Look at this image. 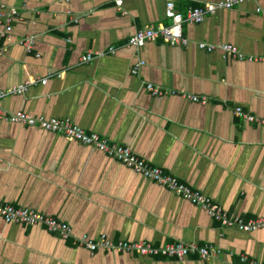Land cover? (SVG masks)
I'll list each match as a JSON object with an SVG mask.
<instances>
[{
	"label": "crops",
	"instance_id": "0c3cea01",
	"mask_svg": "<svg viewBox=\"0 0 264 264\" xmlns=\"http://www.w3.org/2000/svg\"><path fill=\"white\" fill-rule=\"evenodd\" d=\"M225 1L0 0V12H19L10 40L0 39V89L31 82L23 95L5 98L3 109L71 119L202 191L229 217H264V126L236 114L241 108L264 118V64L198 46L230 44L246 57L264 56V0H247L185 25L187 47L160 39L140 50L126 46L137 30L170 23L164 16L168 2L186 13ZM4 26L0 20V31ZM30 35L35 46L29 51L20 40ZM110 46L118 48L115 54L107 53ZM88 52L96 57L82 62ZM140 60L144 66L133 73ZM148 83L208 102L154 97ZM0 202L65 222L76 237L222 250L219 256L182 260L91 252L42 226L0 217V264H244L240 255L264 264V229L224 227L96 149L1 118Z\"/></svg>",
	"mask_w": 264,
	"mask_h": 264
},
{
	"label": "built area",
	"instance_id": "2783aa9c",
	"mask_svg": "<svg viewBox=\"0 0 264 264\" xmlns=\"http://www.w3.org/2000/svg\"><path fill=\"white\" fill-rule=\"evenodd\" d=\"M247 0H226L218 5L207 4L201 7L189 9L186 13L177 11L175 4L168 2L165 9V18L170 21L168 25H160L159 27H147L139 29L129 39L127 47L137 50L142 49L148 43L157 41L158 39L170 45L185 46L189 45V40L184 35L185 25L201 24L207 16L215 14L219 10L232 9L236 5H241ZM19 16L16 10L9 12L1 11L0 20L4 22V29L0 31V39L6 38L8 41L11 38L13 31V21ZM27 50H32L35 46V37L26 36L20 40ZM199 48L203 51L212 53L216 50L224 52L225 56L240 61L250 63L264 64V56H249L246 57L241 51L233 45H213L207 43H199ZM118 48L109 47L107 53L115 54ZM106 52H99L96 55L102 56ZM2 51L0 49V55ZM96 56L93 52H88L81 57L82 62H90ZM145 61H138L133 67V73H138ZM47 79H41L42 84H46ZM31 82H25L18 86H13L8 89H0V118L12 124L34 127L46 131L48 133L58 134L69 141L81 143L84 146L96 149L117 162L129 167L136 174L145 179L168 189L170 192L184 198L187 202L196 207L202 208L209 213L211 218L216 222L221 223L224 227H236L244 233L264 229V217H258L245 221L240 217L231 216L214 203V200L204 194L202 191L194 189L190 185L181 181L180 178L165 173L162 169L154 167L139 158L131 148L114 144L107 139L101 137L97 133H88L80 126L76 125L68 118H44L35 117L29 113L18 111L16 113H8L3 109L2 102L9 96H20L28 90ZM147 89L150 95L154 97L163 96H183L196 103L206 104V97L192 96L187 93L177 92L170 88H162L161 86L152 83L147 84ZM236 114L250 123H256L264 126V118H259L244 112L241 108L236 110ZM0 217L6 223H19L26 226H42L48 233L56 235L63 240L73 239L81 246L86 247L91 252H96L99 249L109 250L120 253H133L141 257L147 258H163V259H185L191 255L199 256L200 258H210L219 256L222 253L220 248L215 246L201 245L198 243L186 244L184 242L168 243L163 246H155L144 241H112L106 235H102L94 240L88 235L76 237L73 233V228L62 221L47 217L40 212L34 210L16 207L0 202ZM240 261L244 264H259L258 261L250 259L246 255H240Z\"/></svg>",
	"mask_w": 264,
	"mask_h": 264
}]
</instances>
